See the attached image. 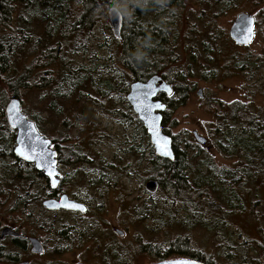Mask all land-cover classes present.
<instances>
[{
	"label": "trees",
	"instance_id": "obj_1",
	"mask_svg": "<svg viewBox=\"0 0 264 264\" xmlns=\"http://www.w3.org/2000/svg\"><path fill=\"white\" fill-rule=\"evenodd\" d=\"M252 1L257 4L264 2ZM184 2L185 0H0V210L8 212L19 209L24 214L27 210L37 208L44 212L43 201L49 199L50 193H54L43 179V174L36 173L28 164H21L19 161V167L7 164V157L17 161L13 155L15 138L11 136L14 132L8 128L4 115L9 99L18 98L23 103L28 93L45 92L48 100L46 110L59 116L63 112L62 103L72 97L76 101L85 99L97 104L96 99L90 95L91 92L99 93L106 101L117 98L119 102L124 99L125 88L130 83L143 82L158 75L168 84H176L173 98H179L184 104L193 91L187 83L189 77L206 70L200 73L203 78H214L215 73L204 75L214 66V63H208L207 55L211 54V50L205 41L215 46L218 37L210 22L231 10L232 0H191L190 4L197 8L193 15L203 29L199 32L197 24L192 23L187 26L186 33L194 36L202 33L204 42L201 50L192 49L194 51L188 61V70L178 69L176 72L171 67L177 62V46L174 43L176 37L171 40L168 27L175 24V19L182 18L180 14L177 15V11L172 10L181 7ZM113 6L123 13L130 10V19L124 20L122 15L121 39H115L119 49L116 50V47L113 50L112 42L105 36L102 47L108 56L100 60L103 65L76 68L63 64L67 57L73 58L88 52L94 36L93 30H101L102 26L108 25V10ZM258 16L260 23L256 20V24L264 30V20ZM37 31L40 33L37 34ZM224 40L225 43H230L227 36H224ZM219 54L214 52L216 58H219ZM244 57L242 60L234 58L226 64L231 63L236 70L241 65L240 70H246L248 67L245 59L251 58V55L246 54ZM89 60L90 63L96 61L94 56ZM54 64L61 66L52 72L49 69ZM95 75L101 78L100 83L95 82ZM104 85L106 91H100ZM161 99L168 103L167 98L162 96ZM217 104L219 113L213 108L209 109L214 118L209 129L210 146L226 159L234 160L232 168L218 169L211 156L201 154L205 153L203 149L199 145L190 144L188 140L184 142V150H180L178 137L171 136L164 126L167 120L165 112L162 130L172 138L175 156L173 162L159 160L154 156L146 167L140 168L139 160L137 164L128 166L130 170L128 167L121 168L122 173L104 166L99 179L90 183L96 187L92 195L93 207L88 209V213L94 214L93 219L107 213L105 191L117 186L122 177L128 175L132 179H139L145 175L144 184L148 180L159 183L161 196L150 194L149 200L135 204L122 195L119 201L120 211L128 219V224L120 225L152 222L145 228L148 234L144 238H136V241L141 255L155 260L154 262L183 258L202 264H249L252 261L250 252L259 245L255 240H248L239 231L235 233L228 219L231 220L233 214L245 210L238 187L248 182L255 183L259 176H264V109L255 108L253 111L243 104ZM101 105L102 103L99 106ZM209 106H214L212 99L209 100ZM127 109V113L118 109L112 111V114L118 115L123 123L127 118L128 121L130 118L136 119L129 106ZM30 118L42 134L39 114ZM61 122L60 131H54L56 136L50 139L57 151L58 165L65 167L93 164L94 160L87 152L82 153L77 144L60 146L71 140L70 131L75 125L70 116L63 118ZM139 133L143 138L147 137L142 126ZM194 147H197L198 152L193 154ZM125 153L130 152L125 150ZM156 196L158 200L154 201ZM253 213V209L248 213L250 219L253 218ZM27 215L29 217L30 213ZM74 220V232L79 236L73 240L78 246L76 248L81 247L82 241H95L91 258L102 256L99 264H111L109 261L128 264L129 255L125 249L120 250V247H115L114 250L103 248V253L99 254L100 247L97 246H100V239H96L93 232L88 233V226H82L81 233L84 237L81 239L78 234L80 226ZM67 222L46 218L39 225L49 237V241L44 242V247L51 259L63 252L62 248L55 246L54 240L58 234L57 227L68 226ZM97 224L89 223L90 226ZM197 229L206 231L213 237V245L218 252L216 257L206 254L195 245L192 233ZM169 232L175 234V237L169 239ZM162 233H167L166 239L159 242L158 237ZM62 234L66 235L65 232ZM7 245L0 246V264L18 263L15 251L24 252L25 242L17 238ZM260 260H264V252ZM34 264L56 263L46 260Z\"/></svg>",
	"mask_w": 264,
	"mask_h": 264
},
{
	"label": "rangeland",
	"instance_id": "obj_2",
	"mask_svg": "<svg viewBox=\"0 0 264 264\" xmlns=\"http://www.w3.org/2000/svg\"><path fill=\"white\" fill-rule=\"evenodd\" d=\"M190 2L191 0H185L181 7H176L172 10L177 11V15L180 14L182 18L175 19V24L168 27L169 34L172 35L171 40L176 37L174 43L177 46L175 52L177 62L174 66H171L175 68L176 72L178 69L188 70V61L191 60V54L194 51L192 49L201 50V45L204 42L202 33L196 36L186 33L187 26L192 23L197 24V30L199 32H202L203 29L202 24H198L196 17L193 15V12H196L197 8L191 5ZM120 12L124 20L130 19L129 9L125 10V13ZM240 13L253 14L257 22L260 23L258 15H260L261 20H264V2L257 4L252 0H232L231 10L227 11L222 17L215 18V20L210 22L218 38L215 46H212L209 41H205V44L209 45V49L211 50V54L207 55L208 63H214V66L207 70L208 72L204 73V75L209 76L210 73H215L214 78L204 79L200 73L206 70H202L192 77H189L187 83L193 88V91L189 94L184 104L181 101L178 102L179 99L176 98L172 107L166 111L167 120L166 125H164L167 131L169 130L171 136L178 137L180 150H184V142L187 140L192 145L196 144L192 137L193 131L207 139L208 143L202 148L205 153L201 152V154L211 156L218 169L232 168L234 166V160H228L223 155L222 157L210 146L209 129L213 125L214 118L209 113V109L213 108L216 113H219L218 102L225 105H233L235 103L237 105H247L253 111L255 108L264 109V30L259 26H255V39L248 47H236L229 42L225 43L224 40V36H227L233 19ZM168 20L172 19L168 18ZM187 22L190 23L187 24ZM109 23L108 20V25L101 27L102 31L100 28L93 30L94 36L88 46V52L86 54H78L73 58L67 57L64 59L63 64L66 63L67 66L76 68H89L94 65H103L100 60H102V57L106 58L108 56L107 51L102 47L105 36L108 37L109 42H112L113 50L117 47L115 43L117 39L113 36ZM39 33L40 31H37V34ZM215 51L220 53L219 58H216L214 55ZM246 54L251 55V58L245 59L248 67L246 69L247 71L240 70L241 65L236 70L231 63L229 65L226 64V62L234 58H241L240 60H242ZM93 56L96 61L90 63L89 59ZM113 57L116 59V54ZM59 66L61 65L54 64L49 70L54 72ZM119 69L122 71L121 67ZM93 78L96 83L101 82V78L98 75L93 76ZM127 84L129 85V83ZM105 88L106 86L104 85L100 91H106ZM128 89L129 87L127 86L125 88L126 94ZM198 89H201L203 99H200L196 95ZM89 93L96 99L97 104H92V102H88L85 99L76 101L72 97L62 103L63 112L59 116H55L53 112L46 110L48 100L45 98V92L28 93L22 101V110L25 115L27 114V117H32L37 113L39 114L40 125L42 126L41 132L49 139H53L56 136L54 131H60L61 120L63 118L70 116L73 123H75L70 131L71 140L66 144H60V146L64 147L66 145L77 144L81 148L82 153H88L94 162L93 164L77 165L71 170L63 171L65 174L70 173V178L73 183L72 193L76 198L75 200L85 204L88 209L93 207L91 205L93 200L92 195L95 193L96 188L90 185V183L99 179L104 166H109L115 170L117 169L119 173H122L121 168H127L130 165L133 166L139 160L141 164L140 168H144L154 157L148 136L143 138L139 133L141 124L137 123L138 120L130 118L128 121L127 118V121L123 123L118 115L112 114V111L118 109L126 113L128 112L127 106L129 105L126 102V94L124 99L118 102L117 98L112 101H106L99 93ZM211 99L214 101V106L210 107L209 100ZM100 103H102L101 106H99ZM11 136L15 138V132ZM125 150H128L130 153H125ZM197 152V147H194L192 153ZM7 159V164L15 167L21 166L18 165L19 160L16 161L9 157ZM19 162L25 164L22 161ZM29 166L32 168L31 165ZM35 172L38 173L37 171ZM43 179L45 180V178ZM145 179V175L140 176L139 179H132L126 175L120 179L117 186L107 188L105 191L107 213L98 216L96 219H93L94 214L92 212L87 213L88 215H85V217H79L73 216L70 213H55L46 210L41 212L37 208L27 210L24 214L19 209L8 212L4 209L0 210V225L16 228L25 236H33L45 242L49 241V237L42 228H39V225L46 218L52 221H68V226L72 225L75 221L74 219H76V224L80 227H89L90 222H96L98 223L96 226L104 227L106 232L104 233V238L98 241L100 244V246H97L100 247L99 254L103 253V248H111V250H114L117 246V248L120 247V250L125 249L127 251L129 255V258H127L128 264H150L155 260L141 255L136 238H144L148 234L145 228L152 222L143 221L128 226L120 225V223L128 224V219L120 211L119 201L122 195L127 196V200H132L135 204H141L143 201L150 199V194H147L143 188ZM238 189L240 190L239 193L242 196V204H244L245 210L241 213L233 214L231 220L228 219V222H231L235 233L239 231L248 240H255V242L262 244L257 248V257L261 259L264 252V176H259L255 183L248 182L245 185H240ZM156 195L161 196L159 191ZM157 196L154 197V201L158 200ZM255 202L256 204H253ZM252 209L254 213L252 215L253 218L250 219L248 213ZM28 213H30L29 217L27 215ZM115 228L123 232L122 237H119L115 233ZM93 235L96 236L99 234L94 231ZM160 235L158 237L159 242L166 239L167 233ZM174 237L175 234L172 232L168 233L169 239ZM192 240L206 254H212L216 257L218 252L215 249V245H213V237L209 233L197 229L192 233ZM5 243L8 244L9 241ZM93 243H87L82 250L78 248L72 255L63 259H57V257L51 259L44 251V254L40 257H23L21 260L29 261L30 264L40 263L46 260L52 263L55 262L56 264H78L77 260L86 256L84 264H99L102 256L91 258V250L96 245L95 241ZM109 262L111 264L115 263V261ZM262 262L263 260L259 264H262ZM255 263L258 264L257 262Z\"/></svg>",
	"mask_w": 264,
	"mask_h": 264
},
{
	"label": "water",
	"instance_id": "obj_3",
	"mask_svg": "<svg viewBox=\"0 0 264 264\" xmlns=\"http://www.w3.org/2000/svg\"><path fill=\"white\" fill-rule=\"evenodd\" d=\"M108 20L113 36L120 40L123 17L116 7L108 10ZM255 18L250 13H240L232 21L228 29L229 40L238 47H247L252 44L255 38L254 27ZM251 29L249 33L248 29ZM126 102L131 111L136 116L143 130L148 136L152 146L154 156L159 160L168 162L174 161L173 141L170 136L162 130V122L167 105L160 97L168 98L173 94L170 84L165 82L160 76L149 77L143 82H133L128 86ZM201 89L196 94L201 96ZM5 121L8 128L15 132V147L13 155L17 160L25 164L33 165L37 172H40L47 179L51 190H55L58 185L57 151L53 148L51 140L42 135L35 123L30 120L22 111V104L18 98H11L4 108ZM194 141L201 147L207 144V139L193 131ZM28 157V159H25ZM144 191L148 194H155L159 191V183L156 180L145 182ZM42 207L48 212L65 210L85 214L87 208L80 203L69 200L66 196L57 199H47L43 201ZM115 233L123 236V232L115 229ZM20 238L21 235L9 227L2 228L0 240L5 238ZM29 252L32 256H40L44 252V247L37 238H28ZM19 264H30L29 261H22ZM152 264H202L193 259H173L160 261Z\"/></svg>",
	"mask_w": 264,
	"mask_h": 264
},
{
	"label": "flooded vegetation",
	"instance_id": "obj_4",
	"mask_svg": "<svg viewBox=\"0 0 264 264\" xmlns=\"http://www.w3.org/2000/svg\"><path fill=\"white\" fill-rule=\"evenodd\" d=\"M256 26H257V24H256ZM103 44H105V40H104ZM171 87L173 89V94L171 96H168V98H167L168 99V103H167L168 105L166 104L167 105V109L171 108L172 105H173V103L176 100V98H173V95H174V85H172ZM198 97L200 99H203L202 93H201V96H198ZM177 99H179V98H177ZM178 102H180V99L178 100ZM207 143H208V141H207ZM218 154L222 156L221 153L218 152ZM74 167H75V165H73V166L72 165L71 166H65V167L63 165H57V170L59 172V175L56 177L57 180H58V185H57V188L55 190H52V191H54V193L53 194L52 193L49 194V199H57L58 200L62 196H66L71 201H74V202L83 204V203L78 202L77 200H75L76 198L74 197V195L72 193L73 183H72L71 178H70V173H66L65 174L64 171H63V170H71ZM32 168L34 169L33 166H32ZM38 173H40V172H38ZM43 177H44V175H43ZM45 180L47 181L46 178H45ZM83 205L87 208V212L85 214H80V213H76V212H68V211H65V210H59V211H56L55 213H58V212L59 213H70L73 216L75 215V216H79V217H85V215H88L87 214L88 213V207L85 204H83ZM5 227H7V226L0 225V231L2 230V228H5ZM9 228H11V227H9ZM11 229L14 230V231H16V232H18L21 235V237L19 239H22V241L25 242V245L24 246H26V247H24V250H25L24 252H23V250H21V251L20 250L15 251V254L17 255V260L19 261L16 264H19L22 261H26V260H21L23 257H36V256H32L30 254V252H29V245H28V238L29 237L35 238V237H33V236H25L22 233H20L16 228H11ZM78 230H79V233L78 234H80V237L82 239L84 237V235L81 233L82 232V227L78 228ZM57 231H58V234H57V236H56V238L54 240V244H55V246L58 249L59 248H62L63 249V252L60 255L57 256V259H63L65 257H68V256L72 255V253L74 251H76V249H78V248H76V246H77L76 242L73 241V240L75 238H78L79 236L77 234H75V232H74L75 231V227L73 225H69V226H58L57 227ZM94 231H95V233H98L99 234V235H96L95 236L96 239H100L101 240L102 238H104V233H106L104 227H101V226H89V232L88 233L89 234H92V232H94ZM62 232H65L66 235L63 236ZM13 239H17V238H11L10 237V238H5L3 240H0V246L1 247H3V245H6L7 246V243H5V242L6 241L11 242ZM39 241L41 242V244L43 246H45L44 242H42L41 240H39ZM66 241H69V242H66ZM87 243L94 244L93 241H88V242H83L82 241V245L80 247V250H82L86 246ZM260 245H262V244H259L258 246H260ZM258 246H257V248H258ZM257 248L254 249V250H252L250 252V257H251L252 261L249 264H256L255 262H257L258 264L261 263L262 260H260L257 257ZM44 251H45V247H44ZM42 254L40 256H42ZM85 260H86V258L83 259V257H82V258L78 259L77 262H78V264H84V261ZM254 260H258V261H255L254 262ZM262 264H264V260H263Z\"/></svg>",
	"mask_w": 264,
	"mask_h": 264
},
{
	"label": "snow or ice",
	"instance_id": "obj_5",
	"mask_svg": "<svg viewBox=\"0 0 264 264\" xmlns=\"http://www.w3.org/2000/svg\"><path fill=\"white\" fill-rule=\"evenodd\" d=\"M248 31H249V33H250V32H251V29L249 28ZM25 159H28V157H25Z\"/></svg>",
	"mask_w": 264,
	"mask_h": 264
}]
</instances>
